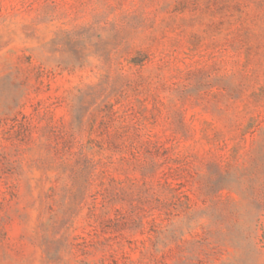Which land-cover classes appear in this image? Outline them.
Segmentation results:
<instances>
[{
    "label": "rangeland",
    "instance_id": "374dc122",
    "mask_svg": "<svg viewBox=\"0 0 264 264\" xmlns=\"http://www.w3.org/2000/svg\"><path fill=\"white\" fill-rule=\"evenodd\" d=\"M0 264H264V0H0Z\"/></svg>",
    "mask_w": 264,
    "mask_h": 264
}]
</instances>
